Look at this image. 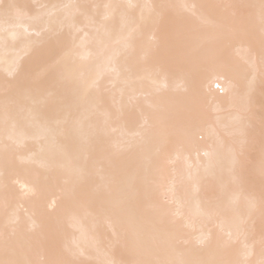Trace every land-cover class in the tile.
I'll return each mask as SVG.
<instances>
[{
    "label": "bare ground",
    "instance_id": "bare-ground-1",
    "mask_svg": "<svg viewBox=\"0 0 264 264\" xmlns=\"http://www.w3.org/2000/svg\"><path fill=\"white\" fill-rule=\"evenodd\" d=\"M3 2L21 6L0 17V236L15 227L17 258H55L75 240L82 264H259L261 0ZM221 53L222 73L201 70ZM80 79L85 98L70 88ZM149 158L161 171L139 195ZM117 194L148 222L143 246L92 204Z\"/></svg>",
    "mask_w": 264,
    "mask_h": 264
},
{
    "label": "snow or ice",
    "instance_id": "snow-or-ice-1",
    "mask_svg": "<svg viewBox=\"0 0 264 264\" xmlns=\"http://www.w3.org/2000/svg\"><path fill=\"white\" fill-rule=\"evenodd\" d=\"M185 7H188L185 5ZM192 7H195L194 5ZM21 6L15 3H4L0 0V17H2L7 24L8 21L15 18L20 14ZM260 23H261V56L260 62L264 65V0H261L260 5ZM7 31V28H5ZM71 55V52H69ZM227 59L221 53V55L213 62L211 68H203L201 70L208 71L211 70L216 73H222L226 67ZM91 87L89 82L84 79L74 81L70 88L73 93L79 95L81 98H85L88 89ZM7 91V86H5ZM80 105H76L77 110L80 109ZM29 111H31L29 109ZM192 119L195 118V113H190ZM14 126V125H13ZM82 137H85L90 142V129L84 122H78L77 127L74 129ZM151 140V134L145 137V142L149 143ZM150 163L148 167L144 169L145 173V188L139 195H147V186L150 181L147 179L154 172H160V161L158 159L149 158ZM80 197H85L87 194L83 191L79 192ZM92 204L95 210L106 217L119 219L124 226L125 236L131 237L137 246H143L148 235L147 228L148 222L145 221L144 217L138 211L133 210L130 205L129 199L123 194L109 195V196H96L92 197ZM74 223L80 222V217L73 218ZM16 234L15 227L12 228V232L9 233L7 228L5 232L0 236L4 244V258H0V264H82V262L77 258V249L79 245L74 240L71 244H66L62 249H60L55 258L51 259H41L33 260L28 258H17V248L13 243V237ZM231 235V234H229ZM205 238L201 239V243L204 242ZM262 254H264V236L261 239ZM248 245H245V249H248ZM98 264H189V262H177L167 259H137L131 262H117L111 260H104L98 262ZM201 264H216V262H201ZM234 264H249L248 261H237ZM259 264H264V259L259 261Z\"/></svg>",
    "mask_w": 264,
    "mask_h": 264
}]
</instances>
